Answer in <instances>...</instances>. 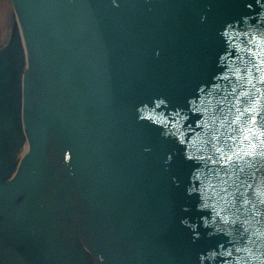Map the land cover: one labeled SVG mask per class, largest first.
Instances as JSON below:
<instances>
[{"label":"water","instance_id":"obj_1","mask_svg":"<svg viewBox=\"0 0 264 264\" xmlns=\"http://www.w3.org/2000/svg\"><path fill=\"white\" fill-rule=\"evenodd\" d=\"M11 1L0 264H262L264 0Z\"/></svg>","mask_w":264,"mask_h":264},{"label":"rangeland","instance_id":"obj_2","mask_svg":"<svg viewBox=\"0 0 264 264\" xmlns=\"http://www.w3.org/2000/svg\"><path fill=\"white\" fill-rule=\"evenodd\" d=\"M13 10L11 0H0V27L3 32L2 40L0 41V48L9 42L12 28V14L14 15Z\"/></svg>","mask_w":264,"mask_h":264},{"label":"bare ground","instance_id":"obj_3","mask_svg":"<svg viewBox=\"0 0 264 264\" xmlns=\"http://www.w3.org/2000/svg\"><path fill=\"white\" fill-rule=\"evenodd\" d=\"M27 148H28V145H26L23 149H22V151H21V154H24V153H26V151H27Z\"/></svg>","mask_w":264,"mask_h":264},{"label":"flooded vegetation","instance_id":"obj_4","mask_svg":"<svg viewBox=\"0 0 264 264\" xmlns=\"http://www.w3.org/2000/svg\"><path fill=\"white\" fill-rule=\"evenodd\" d=\"M2 35H3V32H2V29L0 27V41L2 40Z\"/></svg>","mask_w":264,"mask_h":264},{"label":"snow or ice","instance_id":"obj_5","mask_svg":"<svg viewBox=\"0 0 264 264\" xmlns=\"http://www.w3.org/2000/svg\"><path fill=\"white\" fill-rule=\"evenodd\" d=\"M261 155H264V152L261 153ZM231 158H229V161H230ZM262 264H264V262H262Z\"/></svg>","mask_w":264,"mask_h":264}]
</instances>
